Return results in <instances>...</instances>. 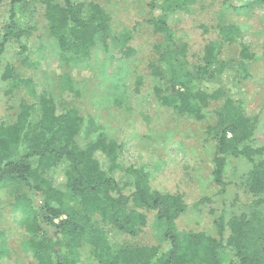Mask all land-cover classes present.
I'll return each instance as SVG.
<instances>
[{"label": "trees", "instance_id": "obj_1", "mask_svg": "<svg viewBox=\"0 0 264 264\" xmlns=\"http://www.w3.org/2000/svg\"><path fill=\"white\" fill-rule=\"evenodd\" d=\"M251 1L264 4V0ZM196 2L149 1L145 24L161 38L149 63V76L156 82L158 104L175 116L202 122L213 109L214 121L206 130V141L215 145L212 182L225 193L230 159L251 162L248 212L218 221L217 237L181 232L178 221L188 211L185 196L154 190L144 167H124L121 146L104 133L81 148L79 111L58 105L43 93L21 100L12 123H0V184L27 188L18 200L25 216L24 242L35 264H76L85 246L102 264H223L224 250L229 248L235 253L233 264H264V146L255 139L257 121L246 115L239 88V80L247 76L256 58L239 41L236 27L226 25V12L237 8L225 0L217 41L206 45L199 62H192L189 45L178 38L171 19L191 12ZM38 5L66 65L90 59L92 48L110 35L111 19L97 3L9 0L4 22L0 18V69L8 45L32 30ZM225 44L238 46L233 61L221 58ZM27 51L22 46L20 55ZM5 70L4 78L18 82L12 64ZM55 171L62 173L61 184L51 177ZM149 213H154L162 229L160 245L114 241L116 235L139 237L148 226ZM7 253L0 243V264Z\"/></svg>", "mask_w": 264, "mask_h": 264}, {"label": "rangeland", "instance_id": "obj_2", "mask_svg": "<svg viewBox=\"0 0 264 264\" xmlns=\"http://www.w3.org/2000/svg\"><path fill=\"white\" fill-rule=\"evenodd\" d=\"M97 3L111 19L110 35L92 48V57L77 66L65 64L56 36L43 16V7L32 30L20 42L8 45L0 69V123H12L21 100H33L47 93L58 105L79 111L83 118L78 145L85 148L104 133L121 146L124 167H144L154 190L185 196L188 211L178 221L181 232H202L217 237V222L248 212L252 195L247 180L252 163L230 159L225 193L212 182L214 143L206 141L207 127L213 123V109L202 122L177 117L161 107L149 76V63L161 38L145 24L150 0H86ZM225 0H197L191 12L171 19L178 38L189 45L192 62H199L208 43L217 41L219 14ZM55 4L61 0H53ZM236 10L225 14L226 25L236 27L240 40L249 46L256 60L247 76L239 80L241 100L248 117L257 121L256 141L264 146V4L251 0H230ZM33 7V6H31ZM9 10V0L0 6L1 22ZM26 55L21 56V47ZM238 46L225 44L221 58L233 61ZM26 57V59H24ZM12 64L18 82L4 78ZM233 92H236V90ZM264 159V157H262ZM58 184L64 180L55 171ZM27 194L23 185L0 184V243L8 256L2 264H35L24 242L25 216L18 198ZM264 211V207H263ZM145 231L137 238L114 236L118 244L139 246L161 244L162 229L149 213ZM226 231V238L229 236ZM235 253L224 250L223 264H233ZM76 264H102L90 247L82 248Z\"/></svg>", "mask_w": 264, "mask_h": 264}]
</instances>
